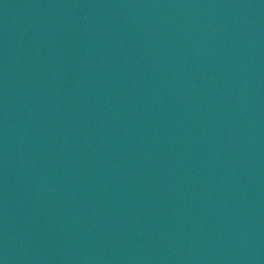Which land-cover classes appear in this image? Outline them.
<instances>
[{
	"label": "water",
	"instance_id": "water-1",
	"mask_svg": "<svg viewBox=\"0 0 264 264\" xmlns=\"http://www.w3.org/2000/svg\"><path fill=\"white\" fill-rule=\"evenodd\" d=\"M0 264H264V0H0Z\"/></svg>",
	"mask_w": 264,
	"mask_h": 264
}]
</instances>
